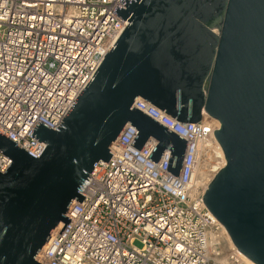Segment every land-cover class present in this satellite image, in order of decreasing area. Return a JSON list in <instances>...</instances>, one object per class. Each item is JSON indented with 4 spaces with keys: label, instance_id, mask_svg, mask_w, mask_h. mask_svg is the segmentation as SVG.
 Here are the masks:
<instances>
[{
    "label": "water",
    "instance_id": "water-1",
    "mask_svg": "<svg viewBox=\"0 0 264 264\" xmlns=\"http://www.w3.org/2000/svg\"><path fill=\"white\" fill-rule=\"evenodd\" d=\"M128 23L64 114L57 130L35 124L46 145L38 158L0 133V264H39L35 254L69 218L93 164L126 124L147 157L169 151L177 177L186 141L133 107L140 97L179 122L216 119L212 130L225 160L202 193L234 246L264 264V0H118ZM87 180V179H86Z\"/></svg>",
    "mask_w": 264,
    "mask_h": 264
},
{
    "label": "built area",
    "instance_id": "built-area-1",
    "mask_svg": "<svg viewBox=\"0 0 264 264\" xmlns=\"http://www.w3.org/2000/svg\"><path fill=\"white\" fill-rule=\"evenodd\" d=\"M118 0H0V133L38 158L43 141L29 136L37 121L57 130L100 61L128 23L112 11ZM133 107L186 141L177 177L166 171L169 151L147 157L158 140L129 146L126 124L93 164L60 222L35 254L39 264L243 263L227 231L196 185L201 162L223 165L212 135L215 119L179 122L138 97ZM61 122V123H60ZM11 159L0 153V172ZM212 179V178H211ZM209 183V182H208ZM60 225V226H59ZM135 240L141 246L135 245ZM225 262V263H224Z\"/></svg>",
    "mask_w": 264,
    "mask_h": 264
},
{
    "label": "bare ground",
    "instance_id": "bare-ground-1",
    "mask_svg": "<svg viewBox=\"0 0 264 264\" xmlns=\"http://www.w3.org/2000/svg\"><path fill=\"white\" fill-rule=\"evenodd\" d=\"M216 123L219 125V122L215 119ZM223 161L225 162V160L223 159ZM202 170L198 169L196 177H195V184L196 185H207L208 182L211 180V178L215 175V173L219 170L217 169V164H216V159L215 156H211L210 157V161L204 163L202 165ZM60 226V225H59ZM229 242L232 246H234L229 234L227 233ZM234 248L237 250L238 255L241 256V260L245 263V264H254L253 262H251L248 258H246L235 246ZM245 260H243V259Z\"/></svg>",
    "mask_w": 264,
    "mask_h": 264
},
{
    "label": "rangeland",
    "instance_id": "rangeland-1",
    "mask_svg": "<svg viewBox=\"0 0 264 264\" xmlns=\"http://www.w3.org/2000/svg\"><path fill=\"white\" fill-rule=\"evenodd\" d=\"M205 162H201V164H200V166H199V169L200 170H202L203 168H202V165L204 164ZM135 245H137V246H141V243H140V241H138V240H135L134 242H133ZM240 258H241V256L240 255H238ZM243 259V258H242ZM244 260V259H243ZM245 261V260H244ZM243 262V261H242ZM225 263V262H224ZM228 264H232V263H228ZM233 264H237V263H233ZM241 264H245L244 262L243 263H241Z\"/></svg>",
    "mask_w": 264,
    "mask_h": 264
}]
</instances>
